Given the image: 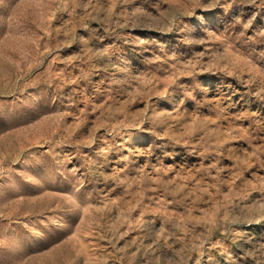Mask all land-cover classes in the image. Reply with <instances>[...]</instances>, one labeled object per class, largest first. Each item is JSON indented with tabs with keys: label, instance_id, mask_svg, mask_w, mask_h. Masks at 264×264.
<instances>
[{
	"label": "rangeland",
	"instance_id": "374dc122",
	"mask_svg": "<svg viewBox=\"0 0 264 264\" xmlns=\"http://www.w3.org/2000/svg\"><path fill=\"white\" fill-rule=\"evenodd\" d=\"M0 264H264V0H0Z\"/></svg>",
	"mask_w": 264,
	"mask_h": 264
}]
</instances>
